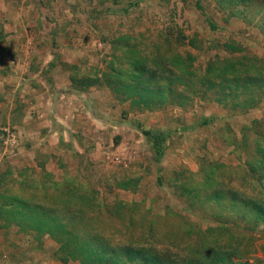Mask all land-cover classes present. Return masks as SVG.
<instances>
[{
	"label": "rangeland",
	"instance_id": "rangeland-1",
	"mask_svg": "<svg viewBox=\"0 0 264 264\" xmlns=\"http://www.w3.org/2000/svg\"><path fill=\"white\" fill-rule=\"evenodd\" d=\"M0 25V264H65L58 244L21 231L10 215L16 200L36 201L64 179L85 186L92 204H128L148 218L138 228L156 220L166 244L228 222L253 226L215 196L246 192L244 152L256 149L254 133L264 135V89L241 114L226 105L229 83L220 91L215 80L227 67L210 64L242 58L245 73L264 75V0H0ZM72 74L90 84L71 132L76 150L47 131L42 96L59 90L45 79L64 85ZM148 84L167 90L164 99L132 95ZM145 131L165 139L162 154ZM254 226L264 247V223Z\"/></svg>",
	"mask_w": 264,
	"mask_h": 264
},
{
	"label": "trees",
	"instance_id": "trees-1",
	"mask_svg": "<svg viewBox=\"0 0 264 264\" xmlns=\"http://www.w3.org/2000/svg\"><path fill=\"white\" fill-rule=\"evenodd\" d=\"M228 45L232 52L236 51L234 42ZM226 57H215L217 61L210 64L216 67L226 66L228 69L221 71L216 77L215 80H221L218 89L228 90L229 83L232 93L227 94V97L232 102L226 101V105H231L232 109H237L241 114H247L263 100L259 91L264 89V75L245 73L239 67L242 66V58ZM216 67L213 71L219 70ZM79 79L76 74H72L74 88L86 92L89 81ZM109 82L112 83V78ZM166 92L167 90L160 88L151 90L149 84L132 89V95L136 93L142 101L151 96L162 100ZM168 92L169 95L175 94L170 87ZM248 94L250 97L242 98L238 102L234 100ZM208 122L205 120L200 124L205 126ZM144 135L155 141L158 152L162 154L165 139L152 131H145ZM254 135L256 149L244 152L248 184L246 192L240 197L232 188L230 197L223 193L215 196L218 201L220 198L228 201L230 211L237 212L238 218L252 222L253 226L246 224L241 229L238 224L228 222L218 227L186 233L188 240L182 245L176 242L166 244L160 239L156 220L147 227L138 228V223L148 218H137L134 212H130L128 204L119 203L117 210H114L101 202V199L99 201L98 197L93 199L92 204L87 198L85 186L66 179L53 182L51 192L45 191L42 196L36 195V201L16 200L10 215L14 216L21 231L35 233L40 240L48 236L58 244L62 254L59 260L65 264L71 261L80 264H263L260 254L264 247L256 243L254 234L257 227L254 223H264V135L259 132ZM248 138L250 136H244L246 142ZM96 193L100 195L99 192ZM218 201L216 203L219 204ZM125 222L128 225H124ZM117 223L121 226H117ZM245 234L250 236H244Z\"/></svg>",
	"mask_w": 264,
	"mask_h": 264
},
{
	"label": "crops",
	"instance_id": "crops-1",
	"mask_svg": "<svg viewBox=\"0 0 264 264\" xmlns=\"http://www.w3.org/2000/svg\"><path fill=\"white\" fill-rule=\"evenodd\" d=\"M71 76H69V83L64 82L65 83L64 85H66V90H64V92H62V88L64 85L56 82L55 80H52L51 78L45 79L44 81L48 82L50 86L54 88H59V90L55 91L54 89L53 91H49V92L43 91L42 96H43V99H45V101L48 102L49 104L48 108H46L47 112L44 114L48 117L46 118L48 124L45 126L47 131L49 130V133L52 134V136H54V140H56V143L61 142V139H63L62 142L68 143V147L70 148V150H76V148H78L77 144H79L80 139L74 136L71 137L72 135L71 132L78 133L77 130H79V126L77 124L81 117V115H79V112L82 109L85 110L87 106L85 105L86 101H84V98L86 97V92L78 91L74 88L72 80H71ZM34 79L36 80V78ZM23 81L26 82V80H23ZM28 83L29 82H26V84ZM36 93H39V92H36ZM62 101L64 103H62ZM74 103L76 106L75 108L73 106ZM63 104L67 105L66 111L68 112V116L66 117H61L59 113H57L60 111V109H62V106H64ZM41 107H43V104L41 105ZM32 110H35V108H32L31 111ZM43 111L44 110H40L39 112H43ZM29 116H31V114L28 113L26 119H28ZM34 121L35 123H37L36 120ZM75 122H77V124ZM34 127L31 129L32 130L31 132L34 135L41 134V131L34 130L35 129ZM57 136H59L58 140L55 139ZM27 146L24 147V150L29 152L28 150H30L31 147L29 148ZM22 150H23V147H22ZM53 158L54 157H52V161L50 160V162H53V160L55 159ZM47 166H49V164Z\"/></svg>",
	"mask_w": 264,
	"mask_h": 264
}]
</instances>
